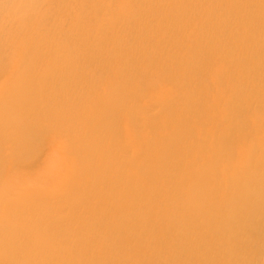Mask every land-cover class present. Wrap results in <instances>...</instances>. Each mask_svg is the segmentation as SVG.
Returning a JSON list of instances; mask_svg holds the SVG:
<instances>
[{"label": "bare ground", "instance_id": "bare-ground-1", "mask_svg": "<svg viewBox=\"0 0 264 264\" xmlns=\"http://www.w3.org/2000/svg\"><path fill=\"white\" fill-rule=\"evenodd\" d=\"M0 264H264V0H0Z\"/></svg>", "mask_w": 264, "mask_h": 264}]
</instances>
